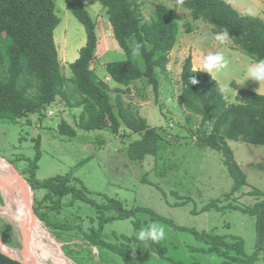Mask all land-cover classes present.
Returning a JSON list of instances; mask_svg holds the SVG:
<instances>
[{
  "label": "trees",
  "instance_id": "obj_1",
  "mask_svg": "<svg viewBox=\"0 0 264 264\" xmlns=\"http://www.w3.org/2000/svg\"><path fill=\"white\" fill-rule=\"evenodd\" d=\"M178 2L189 11L193 21L211 25L214 34L227 32L229 42L254 62L264 59V21L261 19L235 10L224 0ZM99 3L108 15L112 36L126 55L125 60L104 66L108 78L125 88L114 89V104L108 83L101 80L92 67L97 46L96 24L81 4L66 0L65 5L86 35L77 59L69 64L71 77L67 78L61 71L53 38L54 29L60 23L54 0H0V121L16 122L29 116H43L48 106L60 97L67 105L81 108L74 125L77 129L107 130L117 135L122 123L141 136L127 149L130 161H142L146 156L159 159L167 152V142L145 119L125 108L121 95L128 93L135 81H144L152 88L155 100L158 99V74L169 80V53L177 42L179 23L173 10L163 4H156L153 15L145 19L140 0H99ZM136 44H140L141 49L140 54L134 56L132 50ZM190 78L198 83L189 84ZM68 88L77 95L72 103L68 101ZM179 103L187 114L188 123L199 118L195 129L188 128L196 146L222 153L223 163L233 180L231 194L247 186L227 142L264 146V95L240 89L235 102L228 103L218 83L208 73L193 70L188 56L181 64ZM58 132L68 138L75 135L74 128L65 121L59 123ZM30 183L34 191L33 214L55 239L67 242L63 245V249H68L65 254L76 264L113 262L111 258L120 262L118 264H147L135 246L140 242L168 264H182L168 257L159 241H141L134 235L115 232H111V238L104 236L108 223L131 219L144 209H127L119 200L105 195L94 199L72 175ZM36 193L41 196L37 198ZM248 194L260 196L261 192L253 189ZM262 205L264 196L252 212L258 213ZM203 209H217V203H208ZM148 214L151 220L167 222L177 229L171 221L152 212ZM140 227L139 221H134V228ZM192 232L207 245L203 250L221 256L223 263L250 264L255 259V256H243V247L237 237ZM73 241L80 243L69 244ZM92 248L98 252L97 259ZM0 264L21 263L0 253Z\"/></svg>",
  "mask_w": 264,
  "mask_h": 264
},
{
  "label": "rangeland",
  "instance_id": "obj_2",
  "mask_svg": "<svg viewBox=\"0 0 264 264\" xmlns=\"http://www.w3.org/2000/svg\"><path fill=\"white\" fill-rule=\"evenodd\" d=\"M74 1L86 9L96 24L97 46L92 67L100 69V64L104 67L106 63L125 60L126 55L112 36L108 15L99 0ZM224 1L239 12L253 17L264 16V0ZM54 2L60 23L54 29L53 38L61 71L70 78L69 64L77 59L79 49L85 44L86 35L83 26L66 9V0ZM140 2L145 19L153 15L156 4L166 5L173 10L179 23L176 42L178 48L174 51L172 63L167 65L169 80L166 81L158 74L160 88L157 100L152 88L146 86L144 81H135L130 91L121 97L126 109L129 108L134 115L145 119L164 138L168 144L167 152L159 159L146 156L142 161H130L127 149L131 143L141 138L139 134L132 133L122 123L117 135L107 130L77 129L74 125L81 108L71 107L66 100L58 97L48 106L43 116H29L16 122L0 121V157L30 181L42 182L54 176L72 175L82 182L94 199L105 195L119 200L127 209H144L131 219L108 223L104 230L106 238H111V232L138 238L140 231L155 224L164 229L165 236L159 242L166 248L168 257L182 264H228L223 263V258L216 253L204 251L207 245L199 241L192 231L232 235L240 240L244 257L255 256L250 264H264V221H259L258 213L252 212L264 196V146L232 140L227 142L247 183V186L231 194L233 180L223 163L222 153L197 147L190 134L188 128L195 129L199 118H193L189 123L186 120L187 114L179 103L181 66L177 69L175 66L177 59H186L191 52L197 55V62L200 60L202 64L205 56L222 54L226 67L211 75L218 81L226 100L234 103L237 95L235 85L240 89H257L256 84H252L256 81L246 82L245 78L252 60L240 48L229 50L228 44H232L231 42L221 44L212 32V26L200 20L193 21L189 11L178 0ZM97 76L102 80L105 73L99 72ZM110 83L117 85L113 81ZM261 85L264 86V83ZM109 88L111 103L114 104V88ZM260 92H264V89ZM67 93L68 101L72 103L77 95L70 88ZM61 121L74 128L75 135L72 138L58 132ZM0 175L7 177L8 170L0 167ZM10 186L13 196L22 202L19 195L23 193V189L15 185L14 190L13 181ZM253 189L260 191L261 195L248 194ZM36 196L38 198L41 194L36 193ZM0 199V238L7 241L10 246L8 248L21 258V232L9 217L2 214L5 200L1 184ZM211 202L217 203V209L204 210L203 207ZM148 212L171 221L177 229L167 222L151 220ZM134 221H139L141 227L135 229ZM39 222L59 245L63 255L72 264H76L65 254H68V249H63V245L67 242L55 239L49 229ZM73 243L80 242L73 241L69 244ZM141 243L135 246L147 264H168L167 260L160 259L150 252L147 245ZM72 249L79 250L78 247ZM92 251L97 259V250L92 248ZM39 253L34 254L36 259H40ZM111 259L113 262L99 264L120 263ZM46 261L50 263L49 259Z\"/></svg>",
  "mask_w": 264,
  "mask_h": 264
},
{
  "label": "bare ground",
  "instance_id": "obj_3",
  "mask_svg": "<svg viewBox=\"0 0 264 264\" xmlns=\"http://www.w3.org/2000/svg\"><path fill=\"white\" fill-rule=\"evenodd\" d=\"M0 167L3 169H9L4 163L0 161ZM1 192L5 200V207L2 208V214L9 217L17 226L20 228L21 221L15 219L16 210L18 207L23 205L26 210V198L28 200L29 194L24 193L22 184L19 181L14 180L15 185H19L23 189V193H20L19 198L22 202L13 196V189H11L10 183L2 180L0 175ZM27 219V235L29 241V248L33 256L35 257L36 252H40V259H36L38 264H72L62 253L59 245L54 241L53 238L46 232L41 226L39 220L26 211L25 216ZM46 259L50 260L47 263Z\"/></svg>",
  "mask_w": 264,
  "mask_h": 264
},
{
  "label": "clouds",
  "instance_id": "obj_4",
  "mask_svg": "<svg viewBox=\"0 0 264 264\" xmlns=\"http://www.w3.org/2000/svg\"><path fill=\"white\" fill-rule=\"evenodd\" d=\"M216 39L221 43L225 44L229 41L230 37L227 32H223L216 35ZM141 45L136 44L133 47L132 55L136 56L140 54ZM226 67V61L222 54L214 53L209 54L204 57L203 65H202V72L212 74L215 72H219L222 69ZM249 80H253L258 82L259 88L257 92L260 90V86L262 83H264V59L253 62L249 67L247 68L246 72V82ZM198 81L195 78L189 79V84L195 85ZM26 214V210L21 205L16 210V216L15 219L17 221H22L23 217ZM165 236L164 229L158 225H151L150 228L147 230H142L139 233L138 239L141 241H159L163 239Z\"/></svg>",
  "mask_w": 264,
  "mask_h": 264
},
{
  "label": "water",
  "instance_id": "obj_5",
  "mask_svg": "<svg viewBox=\"0 0 264 264\" xmlns=\"http://www.w3.org/2000/svg\"><path fill=\"white\" fill-rule=\"evenodd\" d=\"M0 161L2 163H4L9 168L8 169V176L5 177L2 175V180L9 182V183L16 180L22 184L23 189H24V193L29 194L28 200L26 198V211L29 212V215L36 217L33 214L34 191H33V188H32L30 181L26 177H24V175L18 173L9 162L2 159L1 157H0ZM26 226H27V219H26V217H23V219L20 223V228H19V230L21 232V249H20L21 258H16L13 255L4 251V245H3V242L0 238V245L3 248L2 253H4V255H6L7 257L18 261L21 264H38L36 261V258L33 256V254L30 251V248H29V241H28Z\"/></svg>",
  "mask_w": 264,
  "mask_h": 264
},
{
  "label": "crops",
  "instance_id": "obj_6",
  "mask_svg": "<svg viewBox=\"0 0 264 264\" xmlns=\"http://www.w3.org/2000/svg\"><path fill=\"white\" fill-rule=\"evenodd\" d=\"M253 16V15H252ZM254 17H257V18H259V19H261L262 21H264V16H262V15H258V16H254ZM228 46H229V50H236V49H238L237 47H235L233 44H228ZM181 47H182V45H181ZM176 48H178V44L176 43L175 45H174V47H173V49H172V51L169 53V64H168V66L172 63V57H173V54H174V51H175V49ZM189 56L191 57V60H192V67H193V70H196V71H202V63L200 62V60H199V63L197 62V55H195V53H190L189 54ZM174 60H176V59H174ZM185 60V58L183 57L182 58V60H180V61H178V59L176 60L177 62H176V64H175V66H176V69H177V67H179V66H181V64H182V62ZM250 60H252V59H250ZM251 62V64L254 62L253 60L252 61H250ZM100 63V62H99ZM100 69H95V71L97 72V74L99 75V72H104L105 73V76H104V78L102 79L103 81H105L106 83H108V85H109V87L111 86L112 88H120V89H125L123 86H117V85H113V84H111L110 83V79L108 78V75H107V73H106V70H105V67H103V65H101L100 64ZM105 66V65H104ZM168 66H167V69H168ZM95 68V67H94ZM168 72H169V69H168ZM180 72H181V70H180ZM210 76L211 77H213L214 79H215V77L213 76V75H211L210 74ZM245 78H246V76H245ZM216 80V79H215ZM218 82V81H217ZM231 83H233V82H231ZM116 84V83H115ZM234 84V83H233ZM252 84H256V90H252L253 92H256V93H258V94H260L261 93V95H264V92H260V90H262V89H264V86L263 85H261L260 86V90L257 92V90H258V88H259V84L257 83V82H252ZM235 88V92H236V94H237V92H238V90H240V88L237 86V85H235L234 86ZM131 88V87H130ZM247 90V89H246ZM251 91V90H250ZM228 102V101H227ZM229 103V102H228ZM258 220L259 221H261L262 222V220L264 221V205H262V206H260L259 207V210H258ZM2 242H3V245H4V251H6L7 253H9V254H11V255H13L14 257H16V258H18V256H16L14 253H13V251L10 249V248H8V247H10L9 245H8V242L7 241H5V240H2ZM7 249H8V251H7ZM3 252V248L1 247L0 248V253H2ZM2 254H4V253H2Z\"/></svg>",
  "mask_w": 264,
  "mask_h": 264
}]
</instances>
